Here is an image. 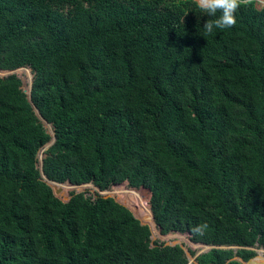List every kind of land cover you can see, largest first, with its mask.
<instances>
[{
	"label": "trees",
	"instance_id": "trees-1",
	"mask_svg": "<svg viewBox=\"0 0 264 264\" xmlns=\"http://www.w3.org/2000/svg\"><path fill=\"white\" fill-rule=\"evenodd\" d=\"M215 18L194 0H0V68L35 74L31 103L15 75L0 78V264H187L114 198H56L64 182L128 180L148 198L121 200L153 230L239 247L242 261L264 249V5L206 33ZM32 105L54 131L52 189Z\"/></svg>",
	"mask_w": 264,
	"mask_h": 264
},
{
	"label": "rangeland",
	"instance_id": "rangeland-1",
	"mask_svg": "<svg viewBox=\"0 0 264 264\" xmlns=\"http://www.w3.org/2000/svg\"><path fill=\"white\" fill-rule=\"evenodd\" d=\"M263 5H264V0H255V6L257 8H261ZM0 71H4V74H0V78L6 77L9 75H15L21 81V87L20 88H21L22 93L26 95V91L29 89L30 82H32V79L35 76V74L32 72V70L30 69V67L28 65L17 67V68L10 69V70L0 68ZM46 145L47 144H45L44 146H42L39 149V151L37 153L38 158L44 156V153L47 150V148L45 149ZM60 187L63 190L62 193L66 194V196L56 195L55 193H54V195L56 198H58L62 201H66V199L71 194L75 193L76 191H78L79 193H84L85 196H89L92 198H94L96 196L112 197L115 199L116 202L120 203L121 205H123L127 209H129L135 218H137L140 222L144 223L136 214V210L133 208V205L127 204V202H124L121 200V199H123V196L121 195V193L130 192V193H132V196L135 199L139 198L138 196L141 197L143 194L144 195L143 200L147 199L149 194H148L146 189H143L141 187L131 186L130 181H128V180H124L118 184H113L104 190H99L92 183H88V184H85L83 186H78V187L69 186L67 184H61ZM74 188H76V189H74ZM145 222H147L148 224L147 223H144V224L149 226L150 218H149L148 214H146ZM150 232H151L150 241H149L150 244L160 243V244L172 245V246L173 245H181L184 248V250L186 251V255H188L191 259L193 258V256L196 253L204 250L207 247V246H205L203 248V247L198 246V245L197 246H193V245L191 246L190 243L192 241L190 240V237L187 234V232H178V231L171 230V231H168V232L162 234L159 232V230L157 228H155V230H153L151 228ZM225 248L227 249L228 246H225ZM238 248L239 247L232 246V250L234 253L233 257H240L241 258L240 255L236 254V250ZM260 249L261 248H251L253 253L255 252V256L258 254V253L256 254V251L258 252V250H260ZM236 261H238V260H236ZM187 264H195V262L194 261H188Z\"/></svg>",
	"mask_w": 264,
	"mask_h": 264
},
{
	"label": "clouds",
	"instance_id": "clouds-1",
	"mask_svg": "<svg viewBox=\"0 0 264 264\" xmlns=\"http://www.w3.org/2000/svg\"><path fill=\"white\" fill-rule=\"evenodd\" d=\"M195 6L204 14L216 17L207 20L203 29L206 33L212 34L214 29H228L236 24L235 13L241 5L249 3V0H194ZM217 13L219 15L217 16ZM207 224L199 225L192 229L195 234H203Z\"/></svg>",
	"mask_w": 264,
	"mask_h": 264
},
{
	"label": "water",
	"instance_id": "water-1",
	"mask_svg": "<svg viewBox=\"0 0 264 264\" xmlns=\"http://www.w3.org/2000/svg\"><path fill=\"white\" fill-rule=\"evenodd\" d=\"M31 86H32V82H30V85H29V89L26 91V98L28 99V101L31 103V96H30V93H31ZM32 107H33V110H34V112H35V114H36V116H37V118L42 122V124H43V126L44 127H46V128H48L47 130H48V133L50 134V136H51V140L48 142V143H46L47 145H46V147H45V149L47 148H49L53 143H54V140H55V136H54V131H53V129H52V126H51V124H49L46 120H44L41 116H40V114L38 113V111H37V109L32 105ZM44 157V156H43ZM43 157H37V164H36V166L38 167V170H39V172H40V176H41V180L43 181V182H45L50 188H51V185H50V183L49 182H55V181H52V180H50V179H48L45 175H44V173H43V171H42V159H43ZM56 183H58V182H56ZM64 183H66V184H70V185H74V184H71L70 182H64ZM59 184H62V183H59ZM88 184V183H87ZM83 185H85V184H81V185H74V186H83ZM52 189V188H51ZM76 193H79L78 191H76L75 192V194ZM53 194H54V191H53ZM55 196V195H54ZM70 198V196L66 199V201L68 200ZM151 216H152V214H151ZM152 219H153V217H152ZM153 222H154V220H153ZM142 225H145L144 223H142V222H140ZM147 226V225H146ZM148 228H149V231H150V227L149 226H147ZM154 227L156 228V226H155V223H154ZM159 230V229H158ZM160 232V231H159ZM151 233V232H150ZM187 234L189 235V237H190V234L187 232ZM191 240V239H190ZM192 241V240H191ZM193 242V241H192ZM195 243V242H194ZM195 244H198V246H201V247H205V246H207L204 250H202V251H200V252H198V253H196L194 256H193V258L191 259L188 255H186V251L184 250V248L181 246V245H179L180 247H181V249L183 250V252H184V254H185V258L188 260V261H194L195 262V259H196V257L197 256H199L200 254H203V253H206V252H208V251H210V250H212V249H226L225 248V246H210V245H205V244H202V243H195ZM228 248H230V249H232V247H228ZM227 248V249H228ZM262 250H264L263 248H261ZM236 258V259H235ZM236 260H238V262H240V263H242V264H244L242 261H241V258L240 257H232L231 259H228V260H226L225 261V263L224 264H231L232 262H234V261H236ZM188 261H187V263H188ZM195 264H196V262H195Z\"/></svg>",
	"mask_w": 264,
	"mask_h": 264
},
{
	"label": "bare ground",
	"instance_id": "bare-ground-1",
	"mask_svg": "<svg viewBox=\"0 0 264 264\" xmlns=\"http://www.w3.org/2000/svg\"><path fill=\"white\" fill-rule=\"evenodd\" d=\"M258 253V254H257ZM256 256L250 258L248 261H242L244 264H264V250L260 249L256 251Z\"/></svg>",
	"mask_w": 264,
	"mask_h": 264
}]
</instances>
